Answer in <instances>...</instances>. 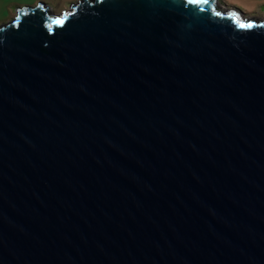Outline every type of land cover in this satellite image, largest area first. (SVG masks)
I'll return each mask as SVG.
<instances>
[{
  "label": "water",
  "instance_id": "water-1",
  "mask_svg": "<svg viewBox=\"0 0 264 264\" xmlns=\"http://www.w3.org/2000/svg\"><path fill=\"white\" fill-rule=\"evenodd\" d=\"M16 7L0 264H264V17L221 0Z\"/></svg>",
  "mask_w": 264,
  "mask_h": 264
},
{
  "label": "rangeland",
  "instance_id": "rangeland-1",
  "mask_svg": "<svg viewBox=\"0 0 264 264\" xmlns=\"http://www.w3.org/2000/svg\"><path fill=\"white\" fill-rule=\"evenodd\" d=\"M24 0H0V11L2 10H7L6 16L0 20V22L2 21H7L8 19H10L11 17H13L16 14V8H14V4H24V3H37L38 1H33L29 2V1H25ZM46 2H52L49 3L50 6L53 8L52 11L53 12H61L64 9L69 7V2L72 0H43ZM227 4L229 5H234L235 7L250 13V15L252 16H258V17H264V0H226L225 1ZM14 8V9H13ZM256 11L254 14H251L252 12Z\"/></svg>",
  "mask_w": 264,
  "mask_h": 264
},
{
  "label": "snow or ice",
  "instance_id": "snow-or-ice-1",
  "mask_svg": "<svg viewBox=\"0 0 264 264\" xmlns=\"http://www.w3.org/2000/svg\"><path fill=\"white\" fill-rule=\"evenodd\" d=\"M188 2L189 3H196V2H198V0H188ZM199 2H203V3L207 4V3H209V0H199ZM230 15L236 19V21L238 22L240 28H252V27H254V24L252 22L244 21L241 18L239 13L233 11L232 13H230ZM17 19H19V17ZM56 22L58 24L62 23L61 20H57Z\"/></svg>",
  "mask_w": 264,
  "mask_h": 264
},
{
  "label": "crops",
  "instance_id": "crops-1",
  "mask_svg": "<svg viewBox=\"0 0 264 264\" xmlns=\"http://www.w3.org/2000/svg\"><path fill=\"white\" fill-rule=\"evenodd\" d=\"M25 1H29V2H32L31 0H24L23 2H25ZM34 1V0H33ZM35 1H38V0H35ZM221 1H226V0H221ZM35 3V2H34ZM49 3H52V2H49ZM24 4H29V3H24ZM17 5H20V4H14V8L17 6ZM23 5V4H22ZM263 7H264V4H263ZM1 8V7H0ZM13 8V9H14ZM1 9H3V8H1ZM254 12H256V11H254ZM7 13H9V12H7V10H2V11H0V20H2L5 16H6V14Z\"/></svg>",
  "mask_w": 264,
  "mask_h": 264
}]
</instances>
